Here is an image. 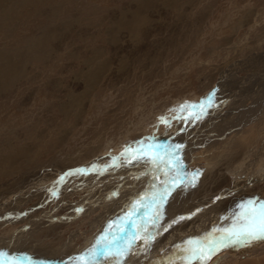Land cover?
I'll return each instance as SVG.
<instances>
[{"label": "rangeland", "instance_id": "rangeland-1", "mask_svg": "<svg viewBox=\"0 0 264 264\" xmlns=\"http://www.w3.org/2000/svg\"><path fill=\"white\" fill-rule=\"evenodd\" d=\"M156 2L0 0V264H187L188 240L240 212L221 220L217 206L264 203V0ZM208 127L214 146L183 174L178 138ZM232 151L244 162L228 171L218 161ZM113 235L114 254L97 246L89 261ZM223 254L264 264V241L206 264Z\"/></svg>", "mask_w": 264, "mask_h": 264}, {"label": "snow or ice", "instance_id": "snow-or-ice-1", "mask_svg": "<svg viewBox=\"0 0 264 264\" xmlns=\"http://www.w3.org/2000/svg\"><path fill=\"white\" fill-rule=\"evenodd\" d=\"M179 149V145L176 146ZM143 151V150H140ZM147 155V153H144ZM150 162L153 164H162L164 167H171L169 160L159 154L150 158ZM167 175V173H165ZM176 178H173L175 182ZM167 183V182H166ZM170 191L167 188L165 193L158 195V198L163 201L166 198V193ZM154 200L156 197L153 198ZM240 212L236 214V218L229 228L216 229L214 232H219V236H215L213 233H209L201 239H190L186 242L188 247L183 251L186 253L185 260L187 264H192L193 261H199L200 264H206L213 255L222 251L225 248L246 245L253 241H264V203L257 204L254 200H249L247 203L240 205ZM160 217V206L156 208V214L152 217L153 223ZM128 223H132L134 227H139L132 221L125 218ZM185 217H179L178 220L173 223H178L180 220H184ZM111 227V226H110ZM123 231V228L119 229ZM146 230V225H145ZM167 230V229H165ZM150 233L145 236V242L150 238ZM116 244V236L113 235L111 239L106 236H101L96 245L89 250L87 259L91 261L96 255V248L99 246L100 254L106 258L113 255V247ZM127 248H120V254L123 255ZM77 260H83L84 257H77ZM10 264H15L14 261H10Z\"/></svg>", "mask_w": 264, "mask_h": 264}, {"label": "bare ground", "instance_id": "bare-ground-1", "mask_svg": "<svg viewBox=\"0 0 264 264\" xmlns=\"http://www.w3.org/2000/svg\"><path fill=\"white\" fill-rule=\"evenodd\" d=\"M156 1H159V0H151V3H157ZM136 5H137V9L135 10V11H133V12H131V16H132V21L133 20H135V19H137L136 17H138V15H139V17H143L142 16V14L141 13H139L138 11L142 8V3H141V1L140 2H136ZM120 13H122V12H120ZM1 16V15H0ZM141 19V18H140ZM125 22V21H124ZM128 23H129V25L130 26H128ZM119 24V23H118ZM113 26V25H112ZM131 26H133V22H125L124 24H119V26H115V27H117V28H120V30L122 29V30H124V31H128L129 32V29H130V27ZM113 28H114V26H113ZM128 29V30H127ZM130 31H132V30H130ZM130 33V32H129ZM116 34V33H115ZM115 34H113V33H109V36H110V38H111V40H113V38H114V36H115ZM37 40V39H36ZM33 44H35V43H33ZM14 62H16V61H14ZM96 66H98V67H96L97 68V72H98V70H99V64L97 65L96 64ZM103 67V66H102ZM9 70H6V69H3L2 71H1V75L3 76L4 74H6L7 72H8ZM9 73H10V71H9ZM96 74H98V73H96ZM257 77V76H256ZM95 82H91L89 85L90 86H92L93 84H94ZM262 83V82H261ZM264 83H262V85H263ZM95 85V84H94ZM257 85V84H256ZM259 85V84H258ZM264 86V85H263ZM257 88H258V86H257ZM259 88H261V87H259ZM259 88H258V90H259ZM239 89V88H238ZM260 91H261V89H260ZM235 92V91H234ZM256 93V92H255ZM261 93V92H260ZM228 95V94H227ZM226 95V97L225 98H223V99H221V103H223L222 101H225L224 102V105H228V104H232L231 102H232V100L231 99H229L230 97H232L233 95H231V96H227ZM240 95H242V94H240ZM233 97H235V96H233ZM232 97V98H233ZM245 97V96H244ZM241 98V97H240ZM240 98H239V100H240ZM243 98V97H242ZM235 99V98H234ZM219 104H220V102H219ZM218 104V105H219ZM222 105V104H221ZM215 112V111H214ZM211 118V117H210ZM221 124H222V121H221ZM195 131H196V129H195ZM198 131V130H197ZM210 132H212V130H209V127L208 128H206L204 131L202 130L201 132H199V133H196V132H194L193 133V135H183V137H180V138H178L179 140H184V142H185V145L183 146H181L180 148L181 149H179L178 150V153H181V152H183L184 153V155L182 156V157H178V155L174 158V160L175 161H177L179 158H181L180 160H184V162L182 163L183 164V170H184V173L183 174H185L186 173V171H187V166H188V164L191 162V160H192V158H194V157H192V155L194 154V153H196L197 151H198V147H204L205 148V150H208L210 147H213L214 145H212L214 142H212V141H208L207 139H203V136L205 135L206 136V138H208V135H209V133ZM210 135H214V134H212V133H210ZM188 139V141H186V138ZM195 137H197V139L195 138ZM211 138H213V139H215V137L214 136H211ZM196 139V141L194 142L193 140H195ZM189 140L191 141V142H189ZM201 140H204V141H201ZM193 141V142H192ZM181 142V141H180ZM210 142H212L211 143V145H208ZM189 144H190V146H189ZM201 145V146H200ZM226 145V144H225ZM231 144H228V148H229V146H230ZM175 146V145H174ZM175 148V147H174ZM234 151H232V153H225L226 154V156L225 157H222V160H219L218 161V165L219 166H221L223 169L225 168V169H227L228 171H229V169H232L233 167H236V169H238L239 170V168H240V162H244V159L243 160H238V161H234L233 160V158H235V156H234V154H235V152L233 153ZM169 153V152H168ZM177 153V154H178ZM211 153V152H210ZM173 154V153H172ZM171 155V154H170ZM217 155V154H216ZM236 155V154H235ZM173 156V155H172ZM180 156V155H179ZM195 156V155H194ZM220 157H221V155H220ZM243 158V157H242ZM148 160H150V159H148ZM172 162H174V161H171V164H172ZM211 162V161H210ZM238 162V164H236ZM214 164V163H213ZM145 165H146V163H145ZM251 166V165H250ZM250 166H248V168L247 169H250ZM170 169V167H168V170ZM190 169V168H189ZM225 172V171H224ZM211 174V173H210ZM222 174V173H221ZM186 175V174H185ZM212 175V174H211ZM205 176V175H204ZM214 176V175H213ZM221 176L222 175H220V173L219 174H216L215 175V180H216V182L217 181H219V183L221 182V180H222V178H221ZM207 178V177H206ZM205 178V179H206ZM202 179V178H201ZM204 179V178H203ZM214 180V181H215ZM203 181V180H202ZM207 181V180H206ZM247 181V180H246ZM211 182H212V180H211ZM202 184V183H201ZM212 184V183H211ZM197 185V184H196ZM210 186V185H209ZM208 186V187H209ZM212 186V185H211ZM211 186H210V190H213V189H211ZM204 187V186H203ZM202 187V188H203ZM207 187V186H206ZM215 187V186H214ZM219 187V186H218ZM222 187V186H221ZM204 190V189H203ZM209 190V189H208ZM215 190V189H214ZM193 191H195V190H193ZM202 191V190H201ZM198 192H199V190H198ZM205 192V191H204ZM210 192V191H209ZM189 193V192H188ZM186 194H187V192H186ZM193 194H194V192H193ZM201 194V193H200ZM200 194H198L199 196H200ZM208 194V193H207ZM252 194V193H251ZM251 194H249V195H251ZM194 195H196V194H194ZM193 195V196H194ZM209 195V194H208ZM253 196V198H255L256 197V195H252ZM188 197H190L189 195H188ZM244 196H242V197H239L240 199H244L243 198ZM194 198V197H193ZM195 199V198H194ZM252 199V197L250 196L249 198H247V199H245L244 201H241L240 203H239V206H238V204L236 203V202H233L232 204H228L227 206H225V205H223V203H221V205L220 206H217V208H216V210H217V212H219V213H221L220 215H218L217 217H220L221 218V220H226L227 218H228V216H229V214H227V212L229 211L228 209H230V210H233V211H236V212H238V211H240V208L239 209H237L238 207H240V205H242V204H245V203H247V201H249V200H251ZM256 199V198H255ZM190 200V199H189ZM239 200V199H238ZM170 201V200H169ZM168 201V202H169ZM191 201V200H190ZM167 202V203H168ZM182 203V202H181ZM257 203V202H256ZM184 204V203H183ZM168 208H170V209H172V208H174V204L170 201V203H169V205L167 206V209ZM211 209H213V208H211ZM220 209H222V210H220ZM215 210V209H214ZM228 210V211H227ZM211 211V210H210ZM216 215H217V213L215 214V219H216ZM225 215V216H224ZM200 216V215H199ZM201 217V216H200ZM206 217V216H205ZM229 219V218H228ZM200 220V219H199ZM203 221V220H202ZM200 222V221H199ZM196 227V226H195ZM197 231V230H196ZM179 234V233H178ZM184 235V234H183ZM191 236V235H190ZM189 236V237H190ZM171 237V236H170ZM175 237V236H174ZM173 237V238H174ZM167 238H169V237H167ZM176 238V237H175ZM176 239H178V238H176ZM176 239H175V242H176ZM187 239H189V238H187ZM181 243L182 242H180V245H179V247L181 246ZM153 247V246H152ZM236 246H234V248H235ZM151 248V247H150ZM154 249V248H153ZM150 251H151V249H150ZM156 251H159V250H156ZM227 253V252H226ZM1 255H3V254H1ZM153 255H155V254H153ZM152 255V256H153ZM95 258V257H94ZM137 258H139V257H137ZM144 259V258H143ZM224 260H226V254H223V255H221V256H219L218 258H216L213 262H211L210 264H219V263H221V262H223ZM141 262V261H140ZM146 262V261H145ZM155 262V261H154ZM99 263V262H98ZM134 263H138V262H134ZM133 264V263H132Z\"/></svg>", "mask_w": 264, "mask_h": 264}]
</instances>
